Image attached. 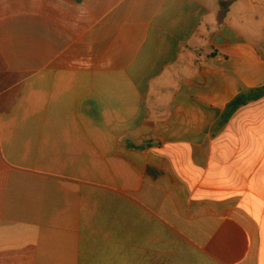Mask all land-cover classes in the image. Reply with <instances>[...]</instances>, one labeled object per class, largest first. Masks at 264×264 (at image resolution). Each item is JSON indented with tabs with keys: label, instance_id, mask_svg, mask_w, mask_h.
I'll use <instances>...</instances> for the list:
<instances>
[{
	"label": "crops",
	"instance_id": "crops-1",
	"mask_svg": "<svg viewBox=\"0 0 264 264\" xmlns=\"http://www.w3.org/2000/svg\"><path fill=\"white\" fill-rule=\"evenodd\" d=\"M0 0V264H264V0Z\"/></svg>",
	"mask_w": 264,
	"mask_h": 264
},
{
	"label": "trees",
	"instance_id": "trees-1",
	"mask_svg": "<svg viewBox=\"0 0 264 264\" xmlns=\"http://www.w3.org/2000/svg\"><path fill=\"white\" fill-rule=\"evenodd\" d=\"M236 2V0H222L220 1V10L217 16V24L220 26L223 24L227 18L230 7ZM264 96V87L256 90L246 91L244 94L237 97L233 102H231L227 109V119L231 118L233 114L242 106L247 103L258 100Z\"/></svg>",
	"mask_w": 264,
	"mask_h": 264
}]
</instances>
